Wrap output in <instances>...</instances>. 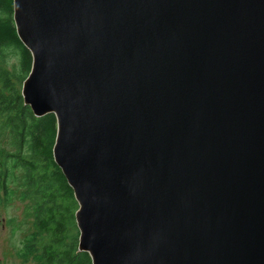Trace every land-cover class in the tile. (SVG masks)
Wrapping results in <instances>:
<instances>
[{"label":"water","instance_id":"95a60500","mask_svg":"<svg viewBox=\"0 0 264 264\" xmlns=\"http://www.w3.org/2000/svg\"><path fill=\"white\" fill-rule=\"evenodd\" d=\"M12 19L91 264H264V0H12Z\"/></svg>","mask_w":264,"mask_h":264},{"label":"trees","instance_id":"16d2710c","mask_svg":"<svg viewBox=\"0 0 264 264\" xmlns=\"http://www.w3.org/2000/svg\"><path fill=\"white\" fill-rule=\"evenodd\" d=\"M10 57L14 58L11 68ZM30 66V52L15 31L12 0H0V138L8 145L0 140V200L15 194L11 184L18 179L20 196L33 204L32 231L19 252L24 260L91 264L89 254L78 250L77 202L53 160L55 116H35L23 103L21 83Z\"/></svg>","mask_w":264,"mask_h":264},{"label":"rangeland","instance_id":"374dc122","mask_svg":"<svg viewBox=\"0 0 264 264\" xmlns=\"http://www.w3.org/2000/svg\"><path fill=\"white\" fill-rule=\"evenodd\" d=\"M13 59L9 58L7 65L10 68L14 64ZM0 140L4 147L8 146L4 138ZM11 187L15 194L10 192L8 199L3 195L2 202L0 200V264H31L32 261L24 260L19 252L32 231L33 204L27 197L20 196L22 189L18 186V179L12 182Z\"/></svg>","mask_w":264,"mask_h":264}]
</instances>
